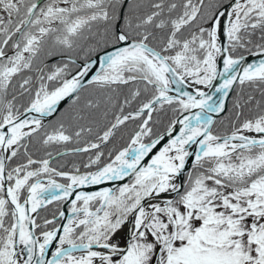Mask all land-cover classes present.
I'll use <instances>...</instances> for the list:
<instances>
[{
  "label": "snow or ice",
  "instance_id": "6c2138e0",
  "mask_svg": "<svg viewBox=\"0 0 264 264\" xmlns=\"http://www.w3.org/2000/svg\"><path fill=\"white\" fill-rule=\"evenodd\" d=\"M0 264H264V0H0Z\"/></svg>",
  "mask_w": 264,
  "mask_h": 264
}]
</instances>
